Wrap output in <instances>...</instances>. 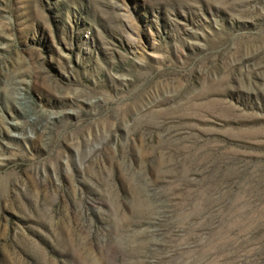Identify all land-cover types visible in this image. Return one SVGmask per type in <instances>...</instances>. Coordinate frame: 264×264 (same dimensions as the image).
I'll use <instances>...</instances> for the list:
<instances>
[{
  "label": "rangeland",
  "instance_id": "obj_1",
  "mask_svg": "<svg viewBox=\"0 0 264 264\" xmlns=\"http://www.w3.org/2000/svg\"><path fill=\"white\" fill-rule=\"evenodd\" d=\"M0 264H264V0H0Z\"/></svg>",
  "mask_w": 264,
  "mask_h": 264
}]
</instances>
